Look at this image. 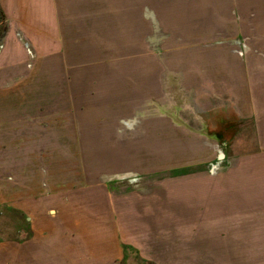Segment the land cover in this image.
Segmentation results:
<instances>
[{
  "label": "rangeland",
  "instance_id": "374dc122",
  "mask_svg": "<svg viewBox=\"0 0 264 264\" xmlns=\"http://www.w3.org/2000/svg\"><path fill=\"white\" fill-rule=\"evenodd\" d=\"M54 1L53 47L26 30L14 42L11 19L0 50V73L20 78L46 50V88L60 87L41 135L0 147V264H264V207L239 159L256 150L252 121L232 108L264 73V0Z\"/></svg>",
  "mask_w": 264,
  "mask_h": 264
},
{
  "label": "crops",
  "instance_id": "0c3cea01",
  "mask_svg": "<svg viewBox=\"0 0 264 264\" xmlns=\"http://www.w3.org/2000/svg\"><path fill=\"white\" fill-rule=\"evenodd\" d=\"M0 7L4 12L6 18V27L2 34V39L0 41V50L3 48L4 43L8 40V36H10L11 26L9 25V20H15L19 29L14 33L17 38L13 39L19 45L21 42V33H25V30L28 32H35L37 35H40L44 40V47H53L54 42L57 36L58 29L60 24L65 23L66 20L59 17V13L56 12L58 9L57 3L54 0H0ZM13 9H15V19L13 16ZM12 15V16H11ZM62 20V22H61ZM61 22V23H60ZM69 22V20H68ZM70 24V22H69ZM67 25L66 30L64 32L67 33V28L71 27V25ZM55 26V28H54ZM42 27V28H38ZM53 27V28H52ZM69 29V28H68ZM55 31V32H54ZM69 31V30H68ZM55 34V36H54ZM68 33L66 36H62V40L60 45L67 43L68 44ZM29 40V46L37 51L35 44L32 41V36L27 35ZM36 38V37H35ZM20 41V42H19ZM31 47V48H32ZM43 52V51H42ZM49 52L45 50L40 54H36V56L32 57L33 62L36 63H45V70L41 71H32L27 76V78H20L19 76H13L10 72L8 73H0V78L2 79H12V83H1L0 82V147L2 148L5 144H20L22 142L21 139V129L33 126L35 129L34 133L37 134V128H46L48 127V119L47 115H49L51 109L53 108V96H59L60 87L59 88H46L48 86V82L53 80L52 72L47 70L49 69L48 65L51 61L48 60V57L51 56ZM30 68V67H28ZM256 73V74H255ZM254 76H256V80H254L255 85L253 90L249 88L248 83H243V90H237L234 92L235 98H233L234 102L232 105L233 112L238 119V121H252V127L254 131V142L256 144V150L249 156H240L239 159L243 161L252 160V177H253V198L258 200V206L264 207V73L260 71L254 72ZM5 77V78H4ZM24 80V82L22 81ZM14 81V82H13ZM43 82V84H42ZM49 84V85H50ZM56 103V102H55ZM112 103L107 102V105ZM225 128L228 125L224 126ZM40 134V133H39ZM41 135V134H40ZM39 135V136H40ZM63 142V141H62ZM5 148V147H3ZM52 154L50 153L49 156ZM19 155L18 152H14L13 158H17ZM48 155L44 159H47ZM233 158V156H232ZM4 159L5 153L0 149V205L3 204L4 198V180L2 176L4 175ZM42 174H38L35 179V187L40 184L37 179L38 175L44 176V164ZM41 171V169H39ZM21 175V174H20ZM20 183V182H19ZM21 184V183H20ZM20 184H17L16 190L17 192L16 199L13 201L16 203L14 205L19 211L29 210L28 205H24V203L20 202V194L21 191ZM15 186V184H12ZM35 187H28V190L33 191ZM18 190V191H17ZM37 190V189H35ZM59 192V191H58ZM60 193V192H59ZM57 196H59L57 194ZM48 206V204H47ZM30 213L29 211H27ZM55 251V252H54ZM53 255L56 253L61 257L63 255H67L68 251L63 252L62 248L53 249L50 251ZM54 254V255H56ZM34 254H29V263L28 264H38L36 259L32 257ZM33 258V259H31ZM36 262V263H35ZM53 264H56V260H54ZM22 264V263H21ZM25 264V263H23ZM40 264V263H39ZM52 264V263H50Z\"/></svg>",
  "mask_w": 264,
  "mask_h": 264
},
{
  "label": "trees",
  "instance_id": "16d2710c",
  "mask_svg": "<svg viewBox=\"0 0 264 264\" xmlns=\"http://www.w3.org/2000/svg\"><path fill=\"white\" fill-rule=\"evenodd\" d=\"M0 26H1V31H0V41L2 39V34L4 32V29L6 27V18H5V15H4V12L3 10L1 9L0 7Z\"/></svg>",
  "mask_w": 264,
  "mask_h": 264
}]
</instances>
